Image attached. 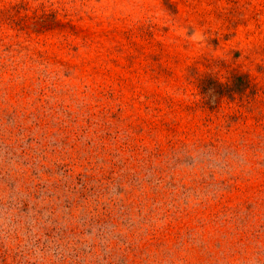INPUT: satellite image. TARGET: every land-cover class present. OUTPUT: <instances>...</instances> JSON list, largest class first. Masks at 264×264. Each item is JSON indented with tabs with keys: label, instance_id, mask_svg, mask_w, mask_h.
Segmentation results:
<instances>
[{
	"label": "rangeland",
	"instance_id": "1",
	"mask_svg": "<svg viewBox=\"0 0 264 264\" xmlns=\"http://www.w3.org/2000/svg\"><path fill=\"white\" fill-rule=\"evenodd\" d=\"M0 264H264V0H0Z\"/></svg>",
	"mask_w": 264,
	"mask_h": 264
}]
</instances>
